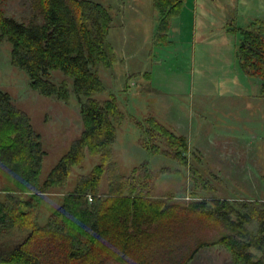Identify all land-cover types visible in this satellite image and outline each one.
Here are the masks:
<instances>
[{
    "label": "trees",
    "instance_id": "1",
    "mask_svg": "<svg viewBox=\"0 0 264 264\" xmlns=\"http://www.w3.org/2000/svg\"><path fill=\"white\" fill-rule=\"evenodd\" d=\"M184 1L153 0L155 44L169 43ZM33 5L40 19L30 23L0 8V44H10V63L27 74L32 89L63 101L77 97L83 128L44 172L41 134L0 89V264H188L201 248L216 244L230 252L231 264H264V199L206 195L213 187L196 165L201 156L170 123L153 114L129 115L139 130L136 143L174 166L156 169L143 159L119 170L114 145L128 114L98 72L125 63L110 38L111 8L96 0H34ZM233 31L239 33L238 65L247 77L260 79L264 95V17ZM54 71L62 73L60 81ZM138 75L127 74L125 91L130 77ZM143 75L148 78V72ZM105 92V99L97 97ZM87 154L98 162L76 178L40 224L45 195L65 188ZM184 171L190 182L184 193L192 199L178 203L171 201L174 194L154 193L162 176ZM105 174L107 188L100 192Z\"/></svg>",
    "mask_w": 264,
    "mask_h": 264
},
{
    "label": "rangeland",
    "instance_id": "2",
    "mask_svg": "<svg viewBox=\"0 0 264 264\" xmlns=\"http://www.w3.org/2000/svg\"><path fill=\"white\" fill-rule=\"evenodd\" d=\"M97 1L112 10L114 29L110 33V38L114 39L121 50L120 52L116 48L119 57H125V52L128 54L132 51L125 48L127 41L132 42L134 46H132V55L135 57L133 56L130 62L135 63L133 71L148 70L150 53L163 59L171 69L179 72L193 69V63L195 61L198 63L199 41H201L199 36H196L198 40L196 46L191 41L179 42L177 35L174 37L172 35L174 41L170 44L153 42L158 17L153 0H113V2L108 0L109 3L105 0ZM259 1L263 2L247 3V8L264 4V0ZM33 4L34 0H0V8L6 16L14 17L24 23L36 22L40 19L38 10ZM236 4L238 12L242 11V15L248 13L244 9V0H236ZM231 5L226 0H193V2L185 0L182 6L183 22L185 24L191 22L196 10L199 13V20H203L201 12L209 10L216 17L220 13L222 14L220 16L227 18L228 21H233L231 18L234 17V12H231ZM188 6L193 7L192 15ZM225 11L228 12L225 14ZM187 13H190L188 19ZM193 21L194 19L192 24ZM236 27L240 26L233 22L232 27L227 29L226 44L230 45L232 39L231 43L235 46V38L239 35L238 32L233 31ZM226 44L222 43L225 56L228 48ZM218 46L208 47L210 49L206 59L212 63L211 67H195L193 89L183 95H174L173 99L181 102L190 112L193 127L200 128L198 132H191L196 136L190 139V143L193 150L201 156L196 165L214 189H207L205 194H219L231 199H264V95H261L260 91L261 82L260 79L240 73V68V71L233 74L219 72L215 65L224 59L220 58L221 48L218 49ZM124 62V65L119 62L114 64L113 68L100 67L98 70L109 91L118 95L128 114L123 125L118 129V138L114 145V156L122 173L143 159L151 162L154 157L164 158L153 156L136 143L139 130L129 118V115H134L142 119L145 115L153 114L156 99L162 97L146 92L144 89L147 85L138 76L130 77L128 89L125 91L126 76L130 74L128 72L130 67L127 59ZM52 75L56 81L63 78L59 71L52 72ZM0 89L10 93L12 100L27 112L33 127L41 134L46 152L43 170L48 171L69 143L79 136L83 128L79 111L80 101L74 94L68 101H63L44 96L32 89L27 74L11 65L9 43L0 44ZM97 97L105 99L107 92ZM98 160V157L87 154L83 163L73 168L65 188L45 195L38 217L40 224L47 221L50 212L61 203L64 192L71 189L76 178L87 173ZM151 164L157 169L163 164L174 166L175 163L160 159L152 161ZM184 174V176L174 174L162 176L155 183L154 193L157 196L174 194L171 201L178 203L192 199L188 193H184L185 190L189 192L190 184L189 174L187 171H184ZM107 178L108 175L105 174L100 192L106 190ZM188 264H231V255L223 245L216 244L201 248Z\"/></svg>",
    "mask_w": 264,
    "mask_h": 264
},
{
    "label": "crops",
    "instance_id": "3",
    "mask_svg": "<svg viewBox=\"0 0 264 264\" xmlns=\"http://www.w3.org/2000/svg\"><path fill=\"white\" fill-rule=\"evenodd\" d=\"M105 1L109 3L108 0H105ZM110 1L113 2V0H110ZM191 1L193 2V0ZM244 1H245L244 9H246V12L248 13L245 15H242L243 13L242 11L241 12L237 11V6H235L237 5L236 0H226V2H230L232 4L230 7H231V12H234V17L231 18V20L233 21H228L227 18L225 19L223 16H220L222 15L220 13L218 17H216L215 14H212V12L209 10H206L207 12L203 10V12H201L202 14H200V15H203V20H199V13L196 10V14L194 13L193 17H191L192 18L191 22L185 24L183 22L184 20L183 8L180 11L179 15L173 19L171 28L168 33L169 44L174 41V39H172V35L173 37L177 35L176 38L179 40V42L189 43L191 41L193 45L195 44L194 46L198 44V40L196 36L201 37V41H199V51H200V56L198 59L199 61L198 63L196 61L193 63L192 65L193 69L191 68L185 69L186 71H180V72L175 71L171 69L169 64L163 61V59L161 58L159 59L155 55H152V53H150V55L148 56V59H149L148 62H150L147 68L148 70H145L144 72L133 71V69L135 68L134 67L135 63L133 64L132 62H130V59L133 58V56L135 57V55H132L133 45H132V42H129V41L125 43L127 44L125 45L126 49L128 50L132 49V51H130V53L128 54L127 52H125V57H123L124 60L125 59L128 60V65L130 67L128 72L140 73L138 77H140V79L144 81L147 85V88L145 89V91L149 93H154V95L162 97V99H159V98L156 99L153 115H155L161 120H164L170 123L176 128V130L186 135V137H188L189 139L196 136V135L194 136L191 132H196V131L198 132L200 128L193 127L192 125L193 122H191L192 118H191L190 112L186 110V108L181 104V102H178L173 99L174 95H183L186 92H189L193 89L195 67L197 66L204 67V68L211 67L212 63H209L208 62L209 60L206 59L208 56V49L214 48L218 45H219L218 49L221 48L220 58H223L225 60V61L221 60L219 64L215 65L216 68H218V71L221 72L222 74H229V73L233 74L237 72L238 70L240 71L239 69L240 67L238 65V61L235 56L239 35L238 37L235 38L236 40L235 46L232 45L231 38H230L231 41L229 43L230 45H228L226 44L227 29L232 27L233 22H235L238 26L243 27L250 20L254 18L264 17V4H260L258 6L255 5L253 7L247 8L248 6L247 3L251 1L253 3H262L263 1H259V0H244ZM192 8L189 7V10L191 9L190 10L191 15L193 14ZM227 12L225 11V14ZM188 17H190V13H187V19ZM234 18L236 19L235 21H234ZM193 19L194 21L192 24ZM193 34L194 36H192ZM194 37L196 40L194 39ZM216 37H219L220 40L219 39L216 40L215 39ZM220 41L223 44H226V46L228 47L226 56L223 55L224 46H222V43ZM194 52H196V49H194ZM147 72H148V78L143 75L144 73H147ZM240 73H242V71ZM160 159L162 158L154 157L151 160V163L152 161H159Z\"/></svg>",
    "mask_w": 264,
    "mask_h": 264
},
{
    "label": "built area",
    "instance_id": "4",
    "mask_svg": "<svg viewBox=\"0 0 264 264\" xmlns=\"http://www.w3.org/2000/svg\"><path fill=\"white\" fill-rule=\"evenodd\" d=\"M89 199H91V197L89 196Z\"/></svg>",
    "mask_w": 264,
    "mask_h": 264
}]
</instances>
